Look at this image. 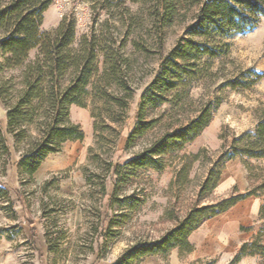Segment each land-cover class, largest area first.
I'll list each match as a JSON object with an SVG mask.
<instances>
[{
    "label": "rangeland",
    "instance_id": "rangeland-1",
    "mask_svg": "<svg viewBox=\"0 0 264 264\" xmlns=\"http://www.w3.org/2000/svg\"><path fill=\"white\" fill-rule=\"evenodd\" d=\"M197 9V6L179 9L159 35V21L152 2L126 1L121 7L99 9L83 0H53L44 13L41 31L54 29L62 17L72 14L76 20L75 46L82 35L94 32L103 43L120 53L126 67L118 79L119 87L112 85L108 91L121 100L126 99L127 105L104 103L93 94L86 98L85 107L71 105L69 119L81 126L83 139L69 141L59 152L49 154L31 182L18 173L17 160L21 152L20 148L17 150L13 134L7 130L6 116L7 106L15 101V91L21 86L23 67L0 68V81L10 79L13 84L12 90L0 93L8 103L5 105L0 98V186L7 192V198L0 199V262L9 257L11 264H114L128 247L159 237L192 205L211 203L233 189L242 192L243 186L248 185L242 160H227L222 164L213 193L197 199L199 185L222 152L224 143L230 140L231 134L252 131L255 112L264 106V77L249 88L242 87L252 78V72L264 74V20L245 34L224 39L223 43L229 45L228 51L212 60L210 76L195 83L175 106L167 105L154 112L155 116L163 114L155 127L125 145L124 127L133 116L139 96L155 76L160 60L193 22ZM122 42L123 46L119 47ZM37 53V49L30 51L27 62ZM102 62L100 55L99 72L103 70ZM2 63L0 54V67ZM66 78L60 81L61 85H66ZM232 79L239 80L241 85L234 89L225 86ZM94 81L92 79L88 86L90 93ZM125 86L132 89L130 98L126 97ZM214 96L220 97L222 103L207 127L173 155L164 170L143 168L124 173L127 169L122 167L121 175L129 177L122 181L120 175L116 184L113 183L105 171L109 162L124 164L148 147L166 127L184 120L200 103ZM221 134L225 139L219 137ZM193 154H198V160L191 163L180 183L179 168L183 161H190ZM87 175L91 177L90 182ZM111 194L115 198L134 194L142 200L138 210L122 226L107 225L112 220L117 222L116 218L120 217L117 214H127L124 209L120 211L119 204L113 203L105 217L104 202ZM242 217L243 224L238 231L229 232L213 257L192 258L189 263L213 260V264L222 261L228 264L238 246L258 227L257 215L250 207L243 209ZM188 258V255L177 256L170 251L166 256L147 257L139 264H185ZM237 264H257V258L245 257Z\"/></svg>",
    "mask_w": 264,
    "mask_h": 264
},
{
    "label": "trees",
    "instance_id": "trees-1",
    "mask_svg": "<svg viewBox=\"0 0 264 264\" xmlns=\"http://www.w3.org/2000/svg\"><path fill=\"white\" fill-rule=\"evenodd\" d=\"M83 1L99 9L121 7L126 1L152 2L159 21V35L163 26L171 21L179 9L198 7L193 22L160 60L155 76L139 96L133 116L124 127L125 145H129L134 138L146 135L155 127L163 114L155 116L154 112L167 105L175 106L179 98L187 96L195 83L210 76L212 60L228 51L229 45L223 43L224 39L234 34H245L264 20V0ZM52 2L53 0H0V54L3 56L0 68L23 67L21 86L15 91V101L8 105L2 94L0 98L8 105L7 130L13 134L19 146L23 144L21 147L17 145V150L20 148L21 152L17 170L27 182L32 181L33 174L49 154L59 152L69 141L83 139L81 126L69 119L68 110L71 105L85 107L89 94L104 103L112 101L121 107L127 105L126 99L121 100L108 91V87L112 85L119 87L118 79L126 67L125 58L111 49L110 45L103 43L94 32L82 35L75 46L76 20L72 14L62 17L54 29L41 31L44 13ZM122 46L123 42L119 47ZM33 49H37L38 53L27 62ZM100 55L103 57L101 72L98 70ZM251 75L252 78L243 84V88L253 86L264 77V74L256 72ZM65 76L67 83L61 85L60 81ZM92 79L95 81L90 93L88 86ZM238 81L228 80L225 86L234 89L241 85ZM12 87L10 79L0 81V93L8 92ZM124 89L127 91L126 97L130 98L132 89L128 86ZM221 103L218 96L200 103L191 115L166 127L148 147L132 155L124 164L109 162L105 169L107 175L116 184L122 167L127 169L124 173L143 168L164 170L173 155L181 152L202 133ZM255 113L256 123L252 131L231 134L230 140L224 143L222 152L212 162L199 185L197 199L202 200L213 193L221 176L222 164L235 158H240L245 166L248 183L245 191L233 189L228 195L211 203L192 205L181 217L175 218L174 224L159 237L139 241L128 247L114 264H139L147 257L166 256L174 249L180 254L190 253L193 250L189 242L191 233L206 220L249 197L259 198L261 202L257 213L258 227L248 240L239 245L228 264H237L245 257H256L257 264H264V106ZM92 116L96 117L95 114ZM96 125L97 123L95 128ZM219 137L225 139L222 134ZM191 158L190 161H183L179 168L180 183L185 179L191 163L198 160V154H193ZM122 177V181H126L129 176ZM90 178V175L86 176L88 182ZM101 191H105L104 183L101 184ZM5 198L7 192L0 186V199ZM140 202L141 198L134 194L123 198H115L113 194L107 196L103 212L105 217L113 203L119 204L120 211H127V214H117V217L120 216L116 218L117 222L112 220L107 225L125 224L138 210ZM191 264H213V260Z\"/></svg>",
    "mask_w": 264,
    "mask_h": 264
},
{
    "label": "crops",
    "instance_id": "crops-1",
    "mask_svg": "<svg viewBox=\"0 0 264 264\" xmlns=\"http://www.w3.org/2000/svg\"><path fill=\"white\" fill-rule=\"evenodd\" d=\"M246 186L247 184L240 191H245ZM260 203V199L255 197L240 200L227 211L204 222L200 228L189 236V242L192 244L193 250L190 253L184 254L189 257L188 260H185V264H190L189 262L192 258L196 260L213 257V254L219 249L221 243L229 236V232L238 231L240 225L243 224V209L250 207L252 212L257 215ZM214 247H216V250ZM171 253L181 256L177 249L172 250ZM175 260L177 261V259ZM225 260H227V257H225ZM10 261L12 259L7 257L0 264H11ZM222 262L219 264H222Z\"/></svg>",
    "mask_w": 264,
    "mask_h": 264
}]
</instances>
